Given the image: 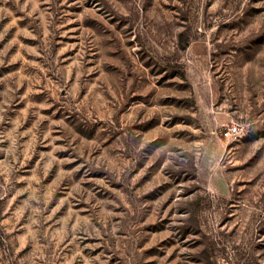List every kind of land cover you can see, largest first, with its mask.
I'll return each instance as SVG.
<instances>
[{
	"label": "rangeland",
	"instance_id": "1",
	"mask_svg": "<svg viewBox=\"0 0 264 264\" xmlns=\"http://www.w3.org/2000/svg\"><path fill=\"white\" fill-rule=\"evenodd\" d=\"M0 264H264V0H0Z\"/></svg>",
	"mask_w": 264,
	"mask_h": 264
},
{
	"label": "built area",
	"instance_id": "2",
	"mask_svg": "<svg viewBox=\"0 0 264 264\" xmlns=\"http://www.w3.org/2000/svg\"><path fill=\"white\" fill-rule=\"evenodd\" d=\"M239 133H240V126L237 123H232L227 126V128L223 132V135L226 138H233L239 135Z\"/></svg>",
	"mask_w": 264,
	"mask_h": 264
}]
</instances>
